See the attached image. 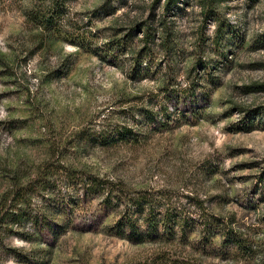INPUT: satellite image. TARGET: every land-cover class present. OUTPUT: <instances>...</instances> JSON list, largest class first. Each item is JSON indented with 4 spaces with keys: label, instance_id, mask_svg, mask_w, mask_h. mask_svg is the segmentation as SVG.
<instances>
[{
    "label": "rangeland",
    "instance_id": "rangeland-1",
    "mask_svg": "<svg viewBox=\"0 0 264 264\" xmlns=\"http://www.w3.org/2000/svg\"><path fill=\"white\" fill-rule=\"evenodd\" d=\"M63 2L61 25L45 35L32 16ZM163 6L0 0V208L14 206L16 185L64 165L150 202L143 230L165 213L181 222L136 244L110 232L124 205L54 175L23 207L31 239L0 230V264H264V0H180L166 19ZM143 23L156 29L150 51ZM230 229L255 251L227 242Z\"/></svg>",
    "mask_w": 264,
    "mask_h": 264
},
{
    "label": "trees",
    "instance_id": "trees-1",
    "mask_svg": "<svg viewBox=\"0 0 264 264\" xmlns=\"http://www.w3.org/2000/svg\"><path fill=\"white\" fill-rule=\"evenodd\" d=\"M161 1L162 0H157V2H161ZM163 1H164L163 16H160L159 18L166 19V17L168 16L167 14L170 13V11L179 3L180 0H163ZM65 11H66V2H63L57 5L56 8H53L49 12H41V11L36 12L32 16V21L36 23L37 26L45 32V35L52 34V32L57 30L59 24L61 25L62 17L65 14ZM162 22H160V26L163 29L162 31L165 37L162 36L160 37V39L162 42L164 41L162 45H164L169 51L172 49V43H173L172 32L168 29V27H165V24H163ZM137 30H139V33L142 34L143 36L142 41L145 44L144 49L142 51H147V50L150 51L148 45L150 43H154L156 36L155 34L156 29H154L151 25H146V23H143L139 25V28ZM142 63L143 61L140 59L139 62H136L137 66L139 65L141 68L143 67ZM202 67H204L205 71L207 70V67L205 65H203ZM134 70H136V67L134 68ZM149 70L150 67L148 69L144 68V71H142L141 69L140 72H143L144 74L147 75L149 74ZM202 78H205L206 82L209 83L208 73ZM193 85H195V82L193 83ZM261 88H262L261 86L246 87L248 93L259 91L261 90ZM180 93L183 95V97H185L184 96L185 94H188V96L191 97V95L195 93V88H192L191 86L187 89L182 88L180 89ZM168 98L169 99L174 98L175 100L178 101L177 103H180V101L182 100L181 96H177L174 93L172 95L171 93L168 94ZM140 111L142 115L145 116L150 122L161 123V120L157 117L156 113L153 112V110L141 108ZM125 129L128 130V128ZM56 168L57 171H55L54 174H52V172H50L49 169H46V171H44L42 175L39 176V178L29 181L25 184H20L15 186L16 188L12 198L13 202L15 203L14 206H10L7 209L5 206L0 208V230L4 229L7 234L20 235L26 238V240L31 239L30 237L31 234L29 235L28 232L25 231V224L29 219L30 220L32 219V214L30 212H27L28 210L24 209L23 207L28 205V202L31 201L32 195L35 194L37 191L47 192L54 188V186L50 183V181H48L49 178L54 175H59V177H61V180L62 178L67 179L66 184L68 185L67 187L69 188L78 190V192L83 191L85 195L92 193V195L100 196L102 199V203L106 206L114 205V207L118 208L121 205H124V211L120 214L119 219L115 222L110 232L115 233L121 237H126L129 240L135 242L136 244H143L147 241L148 238H150L153 241L159 239V236L161 235L160 232L161 228L163 229L162 231H165L168 234L172 235L173 234L172 231H174V227H176L179 223H181L178 222L179 219H176L174 222H172L171 220H165L166 217L168 216L167 213H165V215L162 216V221H157L156 219L146 220L147 226L143 230L142 229L143 226L140 223L141 215L139 214L145 211L146 208L151 204L150 202L147 201L145 202V199L142 196H140V194L139 196L137 195L133 196L132 194L126 193L125 185L121 181L117 182L93 173L72 170L64 165H60L59 167ZM61 201L63 203L62 206L65 208L66 207L65 205H67L68 202H66L65 200H61ZM78 201L80 202L79 196L75 198V201H73L72 204L77 205ZM57 208L59 209L60 207ZM15 210H18V212H16ZM203 223L207 230L213 229V228H209V223L206 220ZM222 224H225L224 220ZM226 224L228 225V223ZM218 233L221 232H216L214 234L212 233V236H217ZM225 237L227 242L235 244L242 250L243 249L245 251L248 250L249 252L255 251L250 246V244L247 243L248 241H246L244 235L238 234L237 232L233 231V229L226 231ZM27 261L28 260H26L25 257L18 258L17 260V262L19 263H27Z\"/></svg>",
    "mask_w": 264,
    "mask_h": 264
}]
</instances>
